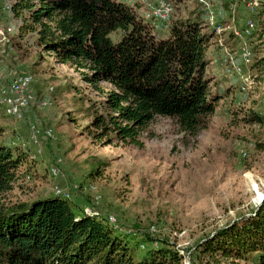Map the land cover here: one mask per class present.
Wrapping results in <instances>:
<instances>
[{
  "label": "rangeland",
  "instance_id": "obj_1",
  "mask_svg": "<svg viewBox=\"0 0 264 264\" xmlns=\"http://www.w3.org/2000/svg\"><path fill=\"white\" fill-rule=\"evenodd\" d=\"M13 1L0 0V89L26 73L31 99L20 119L6 115L0 103V143L24 153L0 203L58 192L129 237L146 235L154 243L166 237L183 255L178 264H191L188 253L201 237L262 201L264 119L250 121L248 113L264 115V0L203 4L212 31L205 73L210 91L221 97L193 136H184L172 118L154 116L139 132L138 146L90 140L84 126L100 110L102 92L82 80L81 70L43 52L35 31L19 28L20 18L4 9ZM118 1L141 4L137 14L152 2ZM194 6L196 0H179L172 16L184 17ZM153 29L158 37L167 34L159 23ZM31 126L39 133L35 143Z\"/></svg>",
  "mask_w": 264,
  "mask_h": 264
},
{
  "label": "trees",
  "instance_id": "obj_2",
  "mask_svg": "<svg viewBox=\"0 0 264 264\" xmlns=\"http://www.w3.org/2000/svg\"><path fill=\"white\" fill-rule=\"evenodd\" d=\"M196 4L168 21L164 37L136 13L138 3L14 0L9 12L20 18L19 28L35 31L43 52L81 70L82 80L102 92L100 110L84 126L90 140L138 146L154 116L172 118L184 136H193L221 97L209 88L204 55L212 31ZM100 82L111 88L102 91ZM248 116L264 119L254 111ZM23 154L0 143V195L11 189ZM153 241L129 237L61 194L0 203V264H178L183 258L166 237ZM188 255L191 264H264V197L201 237Z\"/></svg>",
  "mask_w": 264,
  "mask_h": 264
},
{
  "label": "built area",
  "instance_id": "obj_3",
  "mask_svg": "<svg viewBox=\"0 0 264 264\" xmlns=\"http://www.w3.org/2000/svg\"><path fill=\"white\" fill-rule=\"evenodd\" d=\"M179 0H153L151 3H146L145 8L138 14L144 22H148L155 26L157 23L161 24L162 27H167L168 21L173 17V13L176 11V5ZM214 2L213 0H196L204 11H207L203 4ZM206 5V4H205ZM4 9L9 12L10 4L4 5ZM247 30L252 28L251 22L247 21ZM6 31H10L6 28ZM32 83V77L26 73L16 74L8 84L6 89H0V103L4 107V113L11 118L20 119L23 115V110L27 107L31 96L28 94V87ZM48 135V131H43V134ZM38 129L31 126L30 129V139L35 143L36 137L38 135ZM54 173L55 169H51ZM61 194V193H54ZM63 196H66L62 194ZM96 202V201H95ZM83 212L85 214H94L90 212H85L86 209L83 207ZM89 210V208H88Z\"/></svg>",
  "mask_w": 264,
  "mask_h": 264
},
{
  "label": "crops",
  "instance_id": "obj_4",
  "mask_svg": "<svg viewBox=\"0 0 264 264\" xmlns=\"http://www.w3.org/2000/svg\"><path fill=\"white\" fill-rule=\"evenodd\" d=\"M153 1V0H152ZM141 6V4H139Z\"/></svg>",
  "mask_w": 264,
  "mask_h": 264
}]
</instances>
